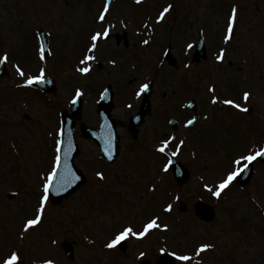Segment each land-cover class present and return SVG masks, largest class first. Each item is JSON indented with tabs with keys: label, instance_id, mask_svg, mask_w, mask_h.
Segmentation results:
<instances>
[{
	"label": "rangeland",
	"instance_id": "1",
	"mask_svg": "<svg viewBox=\"0 0 264 264\" xmlns=\"http://www.w3.org/2000/svg\"><path fill=\"white\" fill-rule=\"evenodd\" d=\"M12 1L0 0V58L6 52L8 46L11 47V55H13V48L19 46L21 49H24L27 48V45L32 46L37 32L40 29H44L51 35L53 45V57L48 62L47 66L49 70L47 69V75L45 76L54 78L59 86L58 91L46 98L47 102H44L39 97L34 96L39 95L38 93H32L28 89L21 90L16 88L13 84L14 74L12 71L11 86H9L10 75L7 74L8 76L3 77V80L0 79V146H7L8 141L12 138L20 141L18 143L19 150L17 151L22 155L21 168L25 171L26 167H29L31 170V175L25 182L27 184H34L39 180V172L37 171L40 165L38 164V159L40 158L43 162H46L45 156L49 152L48 141L52 134H55L59 126L57 112L63 106L62 109L66 107L64 102L66 98L69 99L76 86L83 87L89 93L94 89L95 92L100 91L102 87L104 88L109 83L113 84V87L117 91L118 103L114 108V116L124 123L128 122V111L126 110L122 113L120 104H123L125 99H136L138 101L137 96L140 94V87L148 83L147 81L153 82L151 114L158 107L157 101L164 102V97H167L165 101H170L174 95L172 101L175 100L176 105L180 104L183 100L180 94H175L179 80H171L170 74L166 71V74L163 72L158 73L164 71L158 70L160 63L157 62L158 58L168 45L172 46V55L179 59L180 65L176 73H184L181 81L184 83L186 80L190 83L193 81L196 89L199 90L198 98L196 99L201 100L204 104V106L199 104L201 114H207L209 118H213L215 114L224 116L223 112H220L215 107L221 103L218 100L217 103L219 104L212 101L214 98L219 99L222 97L223 91L229 88L228 92L234 97L235 102L241 104L242 107L244 106L243 102L237 98L244 91L250 92L252 107L249 114L250 118L259 116L260 113L264 115V0H141L144 3L141 2L140 5H135L134 0H116L103 24L96 18L103 6L104 0H20L26 14L23 16H20V11L13 8ZM169 5L173 7L172 12L170 9L165 14L164 19L160 20V14ZM234 7L237 8V23L234 28L233 38L225 42L229 17ZM121 20L124 22H121ZM104 27H106L105 30H111L112 36L109 41L100 39L97 42L96 51L91 53V56L95 57V59L89 61L92 66V72L95 68L94 73L91 77L87 76V78L73 83L74 78L72 75L74 73H70L69 70L75 69V66L79 63V59L83 58V51H85L89 44L93 43L90 36L94 35L97 31L102 32ZM153 27L157 30L155 36L154 32H152ZM124 28H127V30H124ZM199 30L203 32L209 55L199 64L191 61L189 68L185 69V64L189 60L188 55L193 52H191V48H188V45L194 46L195 42H197ZM132 32L135 36L132 35ZM118 35L120 36V42L114 39ZM152 38V41L158 44L156 50L152 49L153 44L147 45L144 43L145 40H151ZM159 38L161 39L158 41ZM170 38L172 41H168ZM81 43H84V45L78 47ZM33 47L35 48V46ZM222 49L225 51V57L223 61H219L216 57ZM70 60L76 61L72 68L70 64L73 61ZM111 61L116 62V66ZM95 62L100 63L99 69H97ZM36 63L38 62L33 51L30 63L28 65L22 64V66L29 70L27 74H34L33 71H35L34 67ZM163 63L167 65V62L164 60ZM166 65L164 66L165 70L168 69ZM96 71L97 73L99 72L97 76H95L97 74ZM212 84L215 85L213 95L209 93L210 88H208ZM164 92L167 93L165 94ZM161 95H163V100L161 99ZM229 96L227 95L226 98ZM92 99L89 98V101L83 107L82 118L87 123H95L98 120L96 105L92 102ZM227 106L240 111L231 105ZM162 126L156 119L148 124L145 120L138 130L140 138L138 137V139L133 140L131 134L126 130V124L124 129L119 125L118 129L122 143L121 160L119 159L117 165L114 166L115 169L121 171L127 167L128 163L131 171L134 169L137 171L136 173H142L148 167L144 163L147 162V158L149 157V162L147 163L149 165L150 176L152 177L151 180L155 178V184L157 185L151 191H148V193H153L154 190L157 191L156 202H161L163 198L161 191L166 188L164 175L161 170L159 171V168L165 167L166 162L163 165L162 163H157L155 159L157 160L159 155L154 151V147L158 145L157 138L162 131ZM166 128L167 132H170L168 126ZM150 130L154 134L150 133ZM262 135H264L263 132L260 136ZM178 136L181 137L180 134ZM131 140H133V143ZM137 143L138 145L134 147ZM80 145L83 148V154L81 156L82 159L79 161L83 164L84 170L89 172V163L92 166H96L94 164H97L93 159H90L94 156L92 154V148L94 147L91 143H86L83 140L80 141ZM140 145H142V149L139 148ZM151 145H155L151 148L153 151L149 149V153L144 155L140 153L145 147ZM133 147L134 150L132 151ZM205 148L206 146H203L200 150L198 149L196 156H201L199 152L204 151ZM207 149L208 153H211V150L215 148L210 146ZM134 151L139 152H135L133 155L132 152ZM174 151L181 158L183 157V160L187 156H192V153L189 151L186 154H181V149H174ZM27 152H32L34 155L28 156L26 155ZM130 153L132 154L130 155ZM125 154L131 156L129 161L124 159L126 157ZM138 155H141L140 158L143 157V159H139ZM195 160L197 162L198 159L196 158ZM27 161L29 163H26ZM150 161H153V163ZM196 162H193L196 170L194 179L187 188L180 190L181 199L191 204V207L198 198V195H201L205 183L214 182L218 178L212 169H203V166L206 164H203L201 159L198 160V165ZM92 166L90 167L93 168ZM103 168L107 170L106 167ZM17 169L18 166L15 164V170ZM107 172L109 175L108 170ZM142 175V179H137L139 182H144L148 178V176ZM11 179L16 185L20 184L16 176L13 177L8 173L7 180L10 181ZM262 187L264 185L253 187V195L259 197L261 195L260 188ZM118 188L121 191L120 196L124 198L123 201H119L113 196H106L105 194L103 197H110V200L116 202L119 210H126L129 207L136 210V205L140 204L143 200L141 194H135V192H132V187L125 184L123 188ZM7 189H11V187L9 188L6 182L0 179V192L4 193ZM147 189L145 192H147ZM33 190L37 196L40 195L43 198L44 193L42 189H39L38 184L33 186ZM109 190L113 192L112 189ZM90 192L85 191L83 194ZM261 192L264 193V188L261 189ZM159 197L160 199H158ZM18 198L16 201L11 200V203L17 202L19 204L24 200V198ZM146 199H148L147 194ZM37 200L38 197H36L35 202ZM74 200L75 198L58 206L50 203L51 218L54 219L55 217V219L61 221L53 229H55V232H61L65 235L61 242H64V239L68 240L75 237L72 226L73 222L67 221L70 206H77ZM83 202L84 199H82ZM131 202H133V206L129 205ZM6 203V201L0 200V205H6ZM233 204L235 203L233 202ZM262 204L264 205V201H262ZM99 206L100 203L97 202L95 207H92L97 208L99 211ZM27 208L28 206L22 209L25 212ZM111 209L110 214L112 216L113 214H117L115 203ZM247 211L250 213L249 208H247ZM24 215H22L20 221L24 218ZM120 215L122 216V213ZM253 217L252 220L255 223L258 222V215L255 214ZM8 221L12 227V217ZM236 221L237 219L233 218L231 225L235 227ZM223 222L225 223V218L217 215L216 223L222 225ZM4 226H6L5 223ZM7 226L8 231H11L12 228L8 224ZM118 228L119 226L109 227L108 225H102L100 237H109ZM211 232V230H207V233L210 234ZM241 235L243 236L244 234L241 233ZM36 236V234L33 235V237ZM254 241L256 245L262 244L263 238L261 232L254 238ZM45 242L46 245L50 244V240H46ZM239 248L240 250L245 249L244 245H240ZM258 250H262L264 254V247ZM134 251L135 245H131L130 252ZM85 258L92 263L100 261L98 257L91 253H88ZM116 261L121 264H130L121 257L117 258Z\"/></svg>",
	"mask_w": 264,
	"mask_h": 264
},
{
	"label": "snow or ice",
	"instance_id": "2",
	"mask_svg": "<svg viewBox=\"0 0 264 264\" xmlns=\"http://www.w3.org/2000/svg\"><path fill=\"white\" fill-rule=\"evenodd\" d=\"M137 3H140L141 0H136ZM171 5H169L168 7H166L164 9V11L160 14V20H163L164 19V16L167 12L170 11L171 9ZM108 11L107 8L104 9V13H106ZM102 13L100 16H99V19L100 21H104L105 20V14ZM236 23H237V8H233L232 9V13L229 17V21H228V25H227V31H226V36H225V42L231 40L233 38V32H234V28L236 26ZM103 36L104 39H108L109 38V30H104L103 32H100V31H97L94 35L91 36V41L93 42L91 44V47L89 49V51L91 52H94L97 48V43L101 37ZM144 43H148V41H144ZM193 46L191 44L188 45V48H192ZM41 59H43V53H44V49L43 47H41ZM224 57H225V51L222 49L220 51V53L217 55L216 59L219 60V61H223L224 60ZM9 59V56L7 54H5L2 58H0V63H6ZM95 59L94 56H86L84 60L81 61V63H84V64H87L88 61L90 60H93ZM114 63V62H113ZM81 73H84V74H87L90 69L88 67H82V68H79L78 69ZM17 72L18 74L23 77L26 75V73L19 67V65H17ZM34 82H39V83H43L44 82V73L43 71L40 73L39 76H33V77H29L27 80H26V84L27 85H32ZM149 88V85L147 83L141 85L140 87V90H139V93L140 94H143L145 91H147ZM212 91L214 92L215 89L213 88ZM83 93L80 91V90H77L76 92V98L73 99L72 103L75 104L77 102V100L79 99L80 96H82ZM250 93L249 92H245L243 94V99L244 101H248L249 98H250ZM213 103H217V99L214 98ZM225 104L227 105H231L233 107H235L236 109H239L241 111H244V112H247L248 109L246 107H242L241 104L239 103H236L234 100L232 99H227L224 101ZM129 107H131L129 105ZM187 123L189 125H192L194 123V120L190 119L187 121ZM60 135L61 137L63 136V130H61L60 132ZM183 143V141H181V144ZM168 144V141L166 140L164 142V145L161 146L158 151L160 152H164L165 151V148ZM63 145V140H59L57 142V147H56V152L59 153L61 151V146ZM107 151H109L110 153V148L107 149ZM175 155V153H174ZM258 157H264V150H261V151H257L255 152V154H252V155H246V156H242L241 158L239 159H236L234 161V164L237 166L235 170L233 171H230L226 178L222 179L221 182L219 183L218 185V190L214 191L213 192V195L216 196L217 198H219L221 196V192L225 189H227L232 183L234 180H236V178L246 169L247 167V163H243V162H252V161H255ZM242 165V166H241ZM60 167H61V157L60 155H57L55 157V169L52 171L51 173V176L48 180V182L44 185V193L45 195L43 196V199H42V204H41V207L39 208V214L37 215V217L35 219H30L26 222V225H25V230H27L28 228H31L33 226H36L40 223V220H41V217H42V214L44 212V207H43V204L47 202L48 200V195L47 193L49 192L50 188L52 187V181H53V178L57 177L58 174H59V170H60ZM168 167L169 166H165L164 170L167 171L168 170ZM98 176H100L101 179H103V174L102 173H97ZM75 179H78V177H75L74 175L71 176V178L69 179L68 176L66 175L65 177L62 178V183L60 185L61 188L65 187L68 183H71L73 180ZM205 187H208L207 185H205ZM209 191H212L211 188H209ZM167 211L171 212L172 211V205H169L168 208H167ZM160 225L157 223V220L156 219H152L150 220L148 223H146L143 227V230L140 231V232H136L134 231V229L129 226V227H126L124 228L123 231H121L118 235H116V237L107 245L108 248H114L116 247L117 245H119L122 241L126 240L129 238V236H134V237H137V238H144L150 230H153V229H157L159 228ZM167 227V226H165ZM209 247H211L210 245H202L201 248H200V251H204L206 249H208ZM161 251H164L163 249ZM142 256L144 255L143 253L141 254ZM174 256L177 257V259H179L180 261H189L191 259L190 256L188 255H178L176 253H173ZM19 262V256L17 253L13 252L10 257L8 259L5 260L4 264H18ZM47 264H52L51 261H48Z\"/></svg>",
	"mask_w": 264,
	"mask_h": 264
},
{
	"label": "water",
	"instance_id": "3",
	"mask_svg": "<svg viewBox=\"0 0 264 264\" xmlns=\"http://www.w3.org/2000/svg\"><path fill=\"white\" fill-rule=\"evenodd\" d=\"M72 128H73V126H72ZM105 141V140H104ZM106 142V141H105ZM105 144H107V143H105ZM65 149L68 147V144H66L65 143ZM68 153H67V150H65L64 152H63V162H62V166H61V170H60V172H62V171H66V169H67V167H68V164L70 163V161L71 160H73V156H72V154L69 156V157H67L66 155H67ZM72 156V157H71Z\"/></svg>",
	"mask_w": 264,
	"mask_h": 264
}]
</instances>
